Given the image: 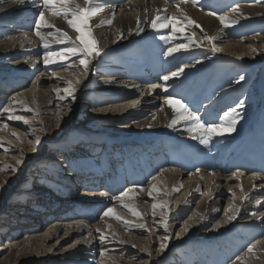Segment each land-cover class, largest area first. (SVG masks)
I'll return each mask as SVG.
<instances>
[{
    "label": "bare ground",
    "instance_id": "bare-ground-1",
    "mask_svg": "<svg viewBox=\"0 0 264 264\" xmlns=\"http://www.w3.org/2000/svg\"><path fill=\"white\" fill-rule=\"evenodd\" d=\"M244 1L196 0L194 3L193 0H101L104 10L94 17L90 24L104 56L93 57L89 66H93V70L101 71L99 76L102 86L87 91L86 80H91V77L88 78L91 71L88 68L85 72L78 57L69 55L64 61H59L56 57L58 62L49 65L43 62L45 51L55 53L64 47L72 46L65 37L55 33L58 28L66 32L68 37L75 39L77 33L68 25L67 20L45 10L48 23L55 26V28L41 29L50 43V47L45 49L43 42L35 34V22L40 10L38 0L37 2L23 0V3L20 0H0V62L6 61V66L12 69L0 74L2 90L0 107L6 100L10 103L14 102L13 105L20 102L21 106L18 104L20 107L13 106L15 110L23 111L24 116H27L25 111H30L39 114L40 117L34 119L33 116H28L27 119L22 115L23 119L20 121L39 122L49 131L53 123H60L68 117L69 112H63V101L54 102L52 97L54 93L67 95L63 90L69 86L68 81H71L74 89L81 91V96L90 97L88 107L92 108L97 118H121L122 125L113 129L115 136L112 135V140L122 144L125 149L123 153L125 156H122L124 158L119 159L122 161L118 160L122 153L119 155L112 149L101 157L96 153L95 158L79 157L76 162L78 174L67 175L65 180L67 183H74V175L83 178L79 180L83 182L84 174L87 175L90 171L99 174L98 177H92L91 180H95L90 182L88 191L86 186L88 182L81 183L83 192L79 204L85 203V205L76 204L77 208L82 209L75 214L79 217H71L74 214H70L68 215L70 218L56 219L53 222L51 218L57 215L56 212H47L50 222L46 225L38 223L30 226L24 240H20L22 234L16 237L13 235L15 240L9 244V247L0 248V264L13 262V256L10 254L4 256L5 249L27 250L41 259L56 257L63 260L72 255L82 256L83 258H80L83 260L79 258L80 261H75L77 264H95L94 262L122 264L121 257L124 256L120 251L122 244L132 245L142 253L138 258L139 264H150L154 257L160 255L161 244L170 241L171 237L168 233L174 231L178 236L177 241L181 243L189 244L196 237L208 241L204 247L202 246L204 254L206 252L205 255L208 257L213 256L214 250H217L214 245L215 240L219 238L217 242H228L230 247L228 251L233 253L232 257L227 252L224 254L231 257L228 264H264V207L257 206L256 203L261 202L260 197L264 196V180H260V175L264 173V162L260 161V165L257 166L256 160L264 154L258 150L243 153L247 147H252L251 141L256 134H264V101L256 108L251 122H246L245 119L246 121L243 122L247 124H241L243 118L240 115L236 116L238 123L235 131L237 132L215 135L207 146L193 138L197 135L196 132L187 131L188 123L181 122L175 128L167 127L173 112L164 102V97L170 96L187 104L192 111L203 109V115L200 116L204 121L216 115L206 107L207 104L204 105V101H210L214 95L216 103L221 105L219 109L221 116H223L221 110L227 111L228 107H235L238 104L243 88L242 84L235 86L237 83L231 86V80L235 78L231 64L233 65L238 59L244 61L252 58L253 53L264 49V38L260 36L261 34L245 42L231 39L233 27L236 28L234 31L237 30L243 35L245 17H250L251 13L258 15L264 13V8H261L259 3L247 4ZM76 2L84 6V0H76ZM176 5H179V8ZM236 6L238 11L233 12L232 9ZM157 9L160 10V15H186L195 23H177V31L174 34L171 28L152 29L150 22L156 15ZM216 11V16L209 14ZM219 15H227L229 21L234 19L237 22L229 23L228 27H224L218 19ZM137 17L143 21L140 24L142 31L137 28ZM109 18H112L110 25H101V21ZM49 32L53 35L49 36ZM205 34L219 38L210 43L205 38ZM169 36H171L170 40L161 39ZM213 43L221 49L218 52L226 66L201 60L199 51L204 52V49ZM177 44L186 45V48L173 56L164 55L169 47ZM219 59H217L218 63ZM146 60H148L147 64ZM144 67H147V73ZM165 67L167 71L163 72L165 75L162 77L171 76L172 72L180 68L184 71L179 77H172L163 83H160V80L158 82L160 84L146 85L143 88L134 80L151 81L152 76L148 74H152L153 77L160 76L162 72L158 71ZM11 87L21 88L10 92L8 88ZM7 105L3 110L7 109ZM67 109L70 111V108ZM9 110L11 109L8 107L7 116L4 117L8 121L0 123V161H3L10 145L15 144L19 148L18 154L26 152L25 150L33 151L35 148V143L30 141L31 137L26 131L9 124L11 120L9 117L13 115ZM132 111L133 116L128 118L126 114ZM2 114L0 112V119ZM216 117L219 119L218 116ZM257 118V122H254ZM17 125L24 124L17 121ZM248 129L250 134L246 136ZM22 139L25 141L23 144H21ZM263 141V137L256 136L253 142L256 144L255 148L257 145H263ZM241 144L242 147L235 152L236 156H230L227 150L239 148ZM131 145L136 146V157L133 156ZM261 151L264 153V147ZM62 160L64 161L63 158L60 159ZM234 173L241 175H233ZM253 173L257 174L255 179ZM88 177L87 179L90 180L91 176ZM102 185H109V189H112L102 188ZM133 185L137 187L127 196L114 199ZM152 185L156 187L152 188ZM102 189L110 194L103 196L104 191H99ZM244 194L247 195V199H241ZM92 199L101 201L90 205L89 201ZM153 203L157 205L155 210L152 208ZM162 203L166 204V207H162ZM222 204H224L223 209ZM233 204L240 208L237 218L227 224L222 223L227 218L226 213L231 214L230 209ZM124 205H131V208H126ZM108 208L113 209L112 213L103 216V212ZM189 208L191 209L188 211ZM132 209L139 215H133ZM185 209L186 215L182 212ZM154 211L155 215H153ZM29 214L31 211L25 215ZM172 214L177 217L173 216L174 218L170 219L169 216ZM117 216L123 219L117 220ZM123 221L128 222L127 226ZM218 222H221V226L214 227ZM165 223L167 232L159 228H163ZM243 223L248 227H242ZM136 225H144L151 230L147 233L144 232V227H136ZM186 226L188 231L185 232L183 229ZM14 227L15 230L20 228V226ZM44 227L46 231H43ZM239 227L245 230L263 228L260 235L250 244L255 245L251 254L247 253V248L240 253L237 245L230 246L232 242L239 240L235 235ZM97 229L100 231L98 232ZM101 234L106 237L103 242L100 240ZM165 236L168 237L167 241L162 239ZM85 240L88 242L85 243ZM114 241L119 242L120 245L111 244ZM52 242L54 243L50 244ZM105 242L108 244H104ZM110 245H119L120 248L116 246L109 248ZM192 247L197 246L193 243L186 247L185 251L189 250V252L188 255L186 253V258L181 264L192 258L191 253L194 252V249H190ZM102 251L104 255L100 254ZM119 251L123 254H117ZM234 252L238 253L237 256H234ZM97 255L100 260L95 261ZM208 257H204L201 252L200 263L203 264ZM237 257L240 259L237 260ZM207 262L213 263L212 257Z\"/></svg>",
    "mask_w": 264,
    "mask_h": 264
},
{
    "label": "rangeland",
    "instance_id": "rangeland-1",
    "mask_svg": "<svg viewBox=\"0 0 264 264\" xmlns=\"http://www.w3.org/2000/svg\"><path fill=\"white\" fill-rule=\"evenodd\" d=\"M248 1L245 0L244 3L247 4L259 3L261 5L260 7L264 8L263 6L264 0H256L257 2L255 0H254L255 2L253 0H248ZM244 20L245 23H243V26L245 25V27L243 29L244 30L243 35L240 34L237 30L234 31L236 28L233 27L231 30L233 36V37L231 36V39L233 38L232 40L245 42L247 39L260 34H261L260 36L264 38V13L262 14L259 13V15L258 13L256 14L251 13V16L245 17ZM210 45L211 44L208 45L209 47H207V49H204V52L203 50L199 51L201 52L200 53L201 60L202 61L209 60L210 62L212 61L211 63L215 62L218 65L226 66L227 64H225V62L223 63L221 60L220 53L219 52L213 53L211 51L212 45L211 46ZM253 54L254 56H252V58L244 59L245 62L241 59H238L237 62H235L233 65L231 64V66L233 67L231 69H234L235 72V75H233L235 77L234 78L235 80L234 79L231 80L232 81L231 86L237 83L240 75L245 76V79L243 81H239V83H237L238 85L237 84L235 85V86H240L242 84L243 91L241 93L242 96L239 97V100L244 101V106L242 109L237 108L238 104H236V106L233 107V108H237V112L239 113L241 118H243L240 121L241 124H247L246 122H251L253 118V114L255 115L256 108H258L260 103L262 104L264 101L263 99L264 98L263 96L264 95V82H263L264 81V49L262 51L260 50L256 51V53ZM102 56H104L103 53H101L99 58H102ZM217 59H219V63ZM6 64H7L6 61L2 60V62H0V74L5 70H9V69L12 70L11 67L6 66ZM88 68L89 71H91L90 72L91 74L89 73L88 78L91 77V80L89 79L86 80L88 84L87 85L88 87L86 89L87 91L88 90L92 91L102 86L101 76H99L101 71L93 70V66H89V65ZM145 70L147 71V68ZM236 71H238V73ZM163 82L164 80H162V83ZM13 88L15 87L8 88V90L11 92L12 90L18 89V88L16 89ZM81 95H82L81 91L79 92L77 89H75V92L72 93L71 96L65 95L64 93H54V96L52 97L54 102L63 101V106H62V108H64L63 112L68 111L69 114L68 117L66 119L61 120L60 123L57 124L53 123L51 126V130L49 131L48 129H45V127L41 126L39 122L34 123L31 121L30 123L29 120V123L27 124L23 121H20L21 119L20 120L11 119L9 121V124L11 126H14L15 128L18 129L20 128V130L22 129V131H26L28 135H30L31 137L30 141L35 143V148L33 151L30 150L27 152V150H25L26 152L22 154H18L19 152L17 153V149L19 148L15 144H13L12 146L10 145V148L8 149L6 156H4L3 161H0V248H8L9 244L12 243L13 240H15L14 236L11 234L12 232L11 229L14 226H19L20 218L24 214L30 213V211L31 213L38 212V205L44 201H46L49 204L50 211L48 210V212L55 211L57 215H60V217L59 216H57L56 218L52 217L51 219H53V222L56 221V219H65L66 217L70 218L68 217V215L70 216V214L71 215L74 214L71 217H79L76 216L75 214H78L82 209L77 208L76 204L81 206L85 205V203H83V205L79 204L83 192L81 183H84L86 181L89 182V180L87 179L89 177L86 174H84L85 177L84 176L83 177L85 180L81 182L79 180L81 179L83 180V178H81L79 175L78 177L74 175V179L76 178L74 180V183L77 181H79L80 183L78 184L76 183V186L71 190V192H65L66 189L72 188V185H74V183H69V182L67 183L65 180H67V175L69 174H76V175L78 174L76 172L77 171L76 162L79 159V157L88 156V158H95V153L99 157H101L108 150L111 149L114 151V153L116 152L119 155L122 153V155H120L118 159H122V156H125V154H123L125 151L124 146L122 144L115 142V140H112V137L115 136L113 129L122 125L121 118H107V119L106 118L103 119L101 117L97 118L93 114L92 108L88 107L90 97L89 96L85 97V95L84 96ZM60 98H62V100H60ZM63 98L65 99V101ZM239 100L238 103L240 102ZM6 103L10 104V106H8ZM13 103L8 102L7 100L3 101V104L0 107V112L3 113L2 114L3 116H1L2 118L0 119V123L4 121H8L6 118H4L5 116H7L8 107L9 109H11L9 111L10 113L13 114L12 116L14 115L21 117L24 116L23 111H20L18 109L15 110L17 108L16 106H19L18 104H20L21 106V103L19 102L18 104H14V105ZM6 105L8 106L7 109L3 110L4 106ZM13 106L16 108H14ZM67 108H70V111ZM210 108L211 110L217 112L216 111L217 108L215 106H210ZM5 112L6 114H4ZM25 112L27 113V116L24 117H27V119H29L28 116H33L34 119L36 118L40 119L39 114L37 113L35 114L30 111H25ZM126 116L128 118L133 116V111L132 113H128V115L126 114ZM243 120L246 122H243ZM17 121L22 122L24 125L21 126L17 125ZM36 137H40L39 143H36ZM107 141H109V143ZM21 142H22L21 144L25 143L23 139L21 140ZM130 148L132 149V153L135 157L136 146L131 145ZM15 154L17 156H15ZM62 158L64 159V161L63 160L60 161V159ZM95 162L97 163V161ZM64 165L66 166L64 167ZM12 169H15V171H13ZM106 192L104 191L103 196H108ZM199 198L200 196H198L197 199ZM73 201L76 203L72 204L71 202ZM100 201H101L100 199L97 200L92 199L89 201V203L93 204ZM52 206H54V208H52ZM261 207H264V205ZM223 208H224V204H222V209ZM190 209L191 208L187 210L189 211ZM187 210L185 209V211L183 210L182 212L186 215ZM173 216L174 215L172 214L171 216H169V218L171 217L170 219H172L174 217H177V216L174 217ZM34 218H38V220L36 219L37 220L36 222L35 220L32 223L30 222L28 227L38 223L41 224L43 223L44 225H46L48 222H50V220L46 222L47 221L46 218L48 217H44V215L36 214ZM82 220L85 221V219ZM46 228H48V226ZM46 228L43 231H46ZM144 228H145L144 232L147 233L151 230L149 229V227L147 228L144 227ZM159 228L165 231L164 227L163 228L159 227ZM28 231L29 228L28 230H25L24 233H22V235L20 236V240H24L27 237ZM168 234L171 237L170 239L171 242L169 241L166 243L167 247L164 248L163 251H161V248H159V251H161L160 255L154 257V260L150 262V264H177L176 262L178 263L181 262L182 257L185 256L184 254L186 253L188 254L189 250L185 251L188 245L190 246L193 245L194 243L198 248L192 247L190 249H194V251H197L198 249H201L202 246L204 247L205 243H208V241H205L203 239L200 240L197 237L196 239H194L193 242H191L192 244L181 243L177 241L178 236L176 234V231L169 232ZM247 239H249V236L246 237V240ZM54 242L50 244H53ZM200 242L203 243L201 247L200 245H197ZM112 243H116L120 245V243L116 241L111 242V244ZM104 244H108V242H105ZM219 244H220L219 246H222L221 243ZM113 245H110L111 247L109 248H114L115 246L116 248L121 247L120 251L124 253L123 254L120 251L117 253V254L122 253L124 255L123 257H121V261L123 262L122 264H132V263L139 264L140 259L138 258L142 255V253H139L136 247L125 244H122L120 247L119 245H115V246ZM226 252L228 255H231L232 257L233 253L229 252L228 250L224 252H220L217 255V257H222ZM7 254L13 256L12 257L13 262L11 263L9 262V264H77L75 261L78 262L80 261L79 260L80 257L83 258L82 256L72 255L70 257H66L67 259L63 258V260L56 257H52L53 259L52 258L41 259L38 257V255L31 254L27 252V250L21 251L20 249H12V250L5 249L4 256H6ZM97 256L95 258V261L100 260V257ZM76 257H78V259H76ZM73 259H75L74 262ZM174 261L176 262L174 263ZM194 261L196 262L197 260ZM94 263L99 264V262L97 263L94 262ZM186 263L190 264L189 261H187Z\"/></svg>",
    "mask_w": 264,
    "mask_h": 264
},
{
    "label": "snow or ice",
    "instance_id": "snow-or-ice-1",
    "mask_svg": "<svg viewBox=\"0 0 264 264\" xmlns=\"http://www.w3.org/2000/svg\"><path fill=\"white\" fill-rule=\"evenodd\" d=\"M21 3H23V0H20ZM33 2H37V0H33ZM195 3L196 0H193ZM38 7H39V15L36 19V26H35V34L39 37V39L43 42V47L45 49H48L50 47L49 41L46 39L45 35L42 33V28H55L54 25H51L48 23L46 17H45V10L51 11L53 14L57 16H62L67 20L68 25L75 30L77 33V36L73 40L72 38L68 37L66 32H63L61 29L56 28L55 33L57 35L65 37L68 42L72 45L71 47H64L59 52H49L45 51L44 53V64L49 65L52 63H57L56 57L59 58V61H64L68 59L69 55L76 56L79 59L80 65H83L85 72L88 70V65L91 62V58L98 57L102 53V49L98 46V40L95 37L93 33V27L90 24V21L98 16L103 10L104 5L101 3V0H84V6L82 7L79 3L76 2V0H38ZM177 8H179V5H176ZM166 11V10H165ZM233 12L238 11V6L232 9ZM160 10L157 9L156 15H154L151 18L150 27L155 30L159 29H167L171 28L172 33L174 34L177 31V23L179 22H186L189 24H194L195 21H192L190 17L186 15H160ZM210 15L216 16L217 13L211 12ZM114 16V13H113ZM70 17V18H69ZM218 19L220 23L224 27H228L229 23H236V20L229 21V17L227 15H219ZM112 18L106 19L101 21V25L103 24H111ZM143 23V21L137 17V28L142 31L143 29L140 28V24ZM49 36L53 35L52 32L48 33ZM205 38L211 43L215 40H217L219 37L217 36H210L205 34ZM161 39L170 40L171 36L169 37H161ZM191 42V37L188 38ZM57 43H63V41H56ZM186 48V45L183 44H177L174 47H169L167 51L164 53L165 56H173L175 53L181 51V49ZM211 51L213 53L221 51V49L217 48L215 44L213 43ZM63 66V65H62ZM184 71L183 68H180L176 72H172L171 76H164L162 79L164 81H168L172 77H179L182 72ZM245 79L244 75L239 76V81H243ZM78 82V81H77ZM68 87L65 88L63 91L67 95H71L75 89L72 86V82L68 81ZM59 91V90H57ZM15 100V98H13ZM165 104H168L172 108L173 117L171 121L167 124L168 128H175L177 124L181 122H185L189 124V127L187 128V131L189 133L196 132L197 135H195L193 138L199 140V142L205 146H207L212 137L218 134H222L224 132H233L236 130V125L238 123V120L235 118L239 115L237 112V108H243L244 101H240L237 105V108H231L229 111L225 112L223 114V117L220 118V123H212L208 121H204L202 117L196 112L192 111L190 107L183 103L181 100L173 99L170 96L164 97ZM10 119H23L21 116H10ZM25 123H28L26 120ZM151 127V125H148ZM15 135V133H13ZM40 137H36V142L39 143ZM19 163V161H18ZM15 171V169H12ZM163 171V170H162ZM199 171V169H197ZM159 175V173L157 174ZM233 175H241L240 173H234ZM253 179L256 178L257 174L253 173ZM153 179H156V177H153ZM254 186V185H253ZM137 187L133 185L132 187L126 188L124 191H122L118 197H114V199H120L122 197H125L128 195L129 192H132L134 188ZM152 188H155V185L151 186ZM178 190V189H177ZM199 191V188H197ZM231 191V190H230ZM241 192H243V188L241 187ZM104 195V194H102ZM235 195V194H233ZM149 196H151V191H149ZM247 195L244 194L241 196V199H247ZM257 206H260V201H257ZM162 207H166V204H161ZM126 208H131V205H124ZM157 205L153 203L152 208L155 210ZM215 211V209H213ZM113 209L108 208L103 212V216H108L110 213H112ZM231 214H227V218L222 222L224 224H227L237 218V214L240 211V208L235 206V204L232 205ZM133 215H139L134 209H132ZM153 215H155V211L153 212ZM117 220H122V217L117 216ZM125 225L127 226V221H123ZM185 225H187V221H185ZM221 222H218L214 227H220ZM136 227H144V225H136ZM165 231L167 232V224L164 225ZM185 232L188 231V227H184L183 229ZM99 232L100 230L97 229ZM67 234V233H66ZM106 239L104 234L100 235V240L103 242ZM164 241L168 240V237L165 236L162 238ZM88 241L85 240V243ZM79 243V241H77ZM72 245H70L71 247ZM167 247L166 243L161 244V251L164 250V248ZM255 245H249L247 247V253L251 254L254 252ZM101 255H104V251L100 253ZM151 255V253H149ZM240 257H237V260H239Z\"/></svg>",
    "mask_w": 264,
    "mask_h": 264
}]
</instances>
